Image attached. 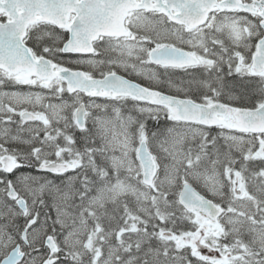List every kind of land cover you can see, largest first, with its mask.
<instances>
[{
    "label": "snow or ice",
    "instance_id": "6c2138e0",
    "mask_svg": "<svg viewBox=\"0 0 264 264\" xmlns=\"http://www.w3.org/2000/svg\"><path fill=\"white\" fill-rule=\"evenodd\" d=\"M0 264H264V0H0Z\"/></svg>",
    "mask_w": 264,
    "mask_h": 264
}]
</instances>
